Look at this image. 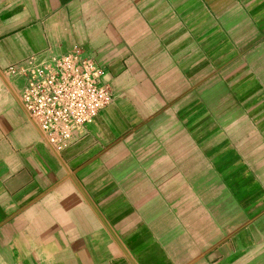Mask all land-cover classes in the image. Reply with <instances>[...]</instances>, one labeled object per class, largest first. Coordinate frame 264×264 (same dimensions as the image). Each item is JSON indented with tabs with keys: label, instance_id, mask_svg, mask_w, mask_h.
Returning a JSON list of instances; mask_svg holds the SVG:
<instances>
[{
	"label": "crops",
	"instance_id": "1",
	"mask_svg": "<svg viewBox=\"0 0 264 264\" xmlns=\"http://www.w3.org/2000/svg\"><path fill=\"white\" fill-rule=\"evenodd\" d=\"M76 47L113 101L56 152L10 68ZM0 264H264V0H0Z\"/></svg>",
	"mask_w": 264,
	"mask_h": 264
},
{
	"label": "built area",
	"instance_id": "2",
	"mask_svg": "<svg viewBox=\"0 0 264 264\" xmlns=\"http://www.w3.org/2000/svg\"><path fill=\"white\" fill-rule=\"evenodd\" d=\"M10 71L25 78L24 108L56 152L68 149L113 101L111 89L102 82L104 68L80 47Z\"/></svg>",
	"mask_w": 264,
	"mask_h": 264
}]
</instances>
